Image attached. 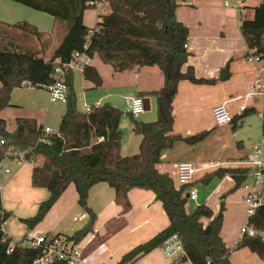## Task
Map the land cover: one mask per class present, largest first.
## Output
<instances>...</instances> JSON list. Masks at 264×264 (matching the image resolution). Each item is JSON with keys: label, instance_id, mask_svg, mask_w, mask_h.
<instances>
[{"label": "trees", "instance_id": "1", "mask_svg": "<svg viewBox=\"0 0 264 264\" xmlns=\"http://www.w3.org/2000/svg\"><path fill=\"white\" fill-rule=\"evenodd\" d=\"M15 1L51 14L57 20L66 21L68 30L47 59L32 49L0 48V110L11 106V94L16 88L32 86L49 89L58 79L56 67L70 62L76 52L89 56L98 53L103 61L117 70L132 65H158L164 75L163 86L150 93L156 97L157 120L143 122L134 119L133 130L143 138L140 151L133 155L123 156L121 153L120 121L123 111L110 103L91 104L89 112L79 110L71 71L64 76L67 88L66 112L58 132L46 135L45 126L36 119L25 117H19L15 130L9 131L7 121L0 116V161L12 149L25 152L26 161L34 163L33 186L49 191L48 198L40 203L34 215L20 218L27 231L33 230L43 221L68 186L74 184L78 203L88 215V221L84 227L67 236L76 243L81 242L94 230L97 219V214L88 202L89 191L96 183L107 182L127 209L131 207L128 194L132 188L152 190L169 218L168 226L125 253L122 261L139 260L163 247L171 236L176 235L185 253L173 264L188 261L191 264H231L232 249L221 234L224 202L218 212L206 202L200 203L194 211H189L187 192L197 180L179 184L169 172H162L157 166L163 152L173 148L177 142L195 145L210 134L209 130H203L182 135L173 128V101L179 82L216 81L197 78L192 67L182 70L190 54L187 50L189 28L176 19L179 0H109V13L101 15V21L94 28L84 23V12L92 7L91 0ZM12 27L25 28L26 32L28 30L42 36L34 26L25 22ZM240 29L248 49L254 54L264 55V0L255 8L254 18L244 19ZM229 74L230 70L226 66L221 70L219 79L226 80ZM83 75L97 86L102 83L100 74L91 65L83 67ZM251 113L254 111L248 109L233 121ZM251 171L249 165L220 166L206 173L201 181L210 183L215 177L229 175L234 180L232 190H235L243 186ZM11 214L5 209L0 192V264H34L42 256L43 247L30 245L26 236L14 241L6 230ZM248 224L264 230V205L248 218ZM242 247H249L264 260V242L259 237L243 236L236 244V248ZM50 264L68 263L55 260Z\"/></svg>", "mask_w": 264, "mask_h": 264}, {"label": "crops", "instance_id": "2", "mask_svg": "<svg viewBox=\"0 0 264 264\" xmlns=\"http://www.w3.org/2000/svg\"><path fill=\"white\" fill-rule=\"evenodd\" d=\"M178 3L179 5L175 11L176 19L189 28L187 50L190 54L182 70L186 71L189 67H192L197 78L216 80L213 83L193 82L191 80H181L179 82L178 91L173 101L175 113L173 128L176 133L190 135L198 131L200 125L196 121L201 117L199 115L201 111L207 108L212 113L215 105L223 101H228L229 109L232 113H236L237 102L231 99L244 94L258 77L264 76V69L261 70L260 67L246 60L249 49L240 29L244 19L254 18L255 8L261 3V0H246V9L242 13L226 7L224 0H179ZM109 11V2L105 5L104 10L99 5H93L85 10L84 23L89 28H94L101 21V15L107 14ZM23 22L34 26L37 31L42 33V36L34 38V46L37 43L38 45L33 48L38 51L36 53L44 56L46 59L59 46L68 30L66 21L57 20L51 14L36 10L15 0H0V26H5L8 29V27L12 28L14 24ZM0 37L4 43L2 45L3 48L18 49L21 48L20 46H23L27 49L25 43L20 45L14 43L13 37H11L8 31H0ZM86 65L95 67L102 79L101 85L97 86L93 81L84 77L83 69L71 71L74 79L76 78L77 82H81L83 89H85L86 105L110 103L122 110L123 115L120 121V128L122 130L121 153L123 156L138 153L143 136L133 130L134 119L150 122L155 121V117L141 118L138 116L134 118L128 111L127 98L140 95L144 99L149 100L145 111L156 108V97L150 93L159 90L164 84V75L160 67L158 65H132L124 70H117L110 63L103 61L98 53L90 56V61ZM226 66H228L230 74L226 80H220L221 70ZM76 72H79V76H76ZM1 84L0 81V86ZM211 85L214 86L212 87L215 89L214 92L218 93L216 98L206 106L198 103L208 91L213 90L210 89ZM23 88L25 87L14 89L11 94V106L0 110V116L7 121L9 131L15 130L16 120L19 117L29 118L26 116H30L27 114L26 116H17L23 114V112L14 109L11 111L10 108L21 106V104L28 105L32 101L34 103L33 107L37 109L38 107H44L43 113L48 117L55 104L65 103L62 100H53L49 89L43 88L42 90H35L31 88L30 90L23 91ZM123 101L127 110L122 108ZM82 111H86V109ZM65 112L66 107L58 110L59 125ZM9 115L17 116L14 118V124L9 125ZM240 120L237 119L231 124L236 126ZM38 123L45 126L42 122L38 121ZM250 147L244 156L234 157L232 160L211 161L210 159H206L198 151L193 153V145L177 142L173 148L163 152L161 162L157 166L160 171L169 172L175 182H178L177 164L183 160L191 161L196 168L195 179L198 180L206 173L220 166L248 165L247 155L250 152ZM5 159L15 160L16 157L9 152L0 161L3 166V169L0 170L5 175L0 177L4 179V183L2 184L3 189L1 190L4 207L8 210L4 202V197H7L6 195H9L17 189H25L26 194L24 200L34 198V209L33 212L31 210L27 214H21L20 218L29 217V215L32 216L35 211L37 212L40 203L48 198L49 191L43 187L33 186L32 171L34 163L28 165L30 162H18L15 160L20 164L17 163L14 170H12L10 168H4L3 161ZM27 165L28 167L24 169ZM6 169H9V171H6ZM215 179L218 181L212 193L215 191L221 193L225 189L233 188L234 180L231 176L227 175L224 178L215 177L211 182L214 183ZM228 181H231L232 186L224 188L223 185ZM194 186L196 187V184ZM128 196L131 207L127 209L123 201L117 199L115 189L107 182H99L92 186L89 191L88 202L97 214V219L94 224V230L80 242L85 249V255H90V258H96L98 256L101 260L110 259L116 262L111 255H109L110 257L107 256L106 251L102 252L101 248L108 245L106 239L112 236L116 230L124 233L126 229L130 228L132 239L123 247V249L126 248L123 253H127L129 249L131 250L136 245L147 241L168 226L169 218L167 213L162 202L157 200L152 190L132 188ZM84 214L86 213L78 203L77 189L74 184H70L41 223L48 226L46 228L47 234H53V231H57L58 234L72 235L75 232L73 224L82 223L81 226L84 227L87 223V214L83 220L74 222L76 216H82ZM137 217L141 219L140 224L134 225ZM246 217V222L244 223L248 222L249 217ZM6 230L13 238H19L22 235V237H30L44 234L41 229L38 230L39 234L37 235L35 232L36 229L27 231L25 234H23L24 230L18 232L12 230L10 232L7 224ZM67 230L74 232L72 234H66L65 232ZM221 234L223 236V230ZM158 249L160 248L141 257L139 262L144 260L145 263L142 264H173L174 259L170 261L168 259L169 257L164 253V250L163 253L166 258L158 257L156 254V250ZM236 249L238 248L235 247L234 250ZM239 249L243 252V261L234 259V257L232 259V254L236 252L233 251L230 255L231 264H234L233 260H236L237 264H264L263 258L256 252H253L249 247ZM186 263L191 264L189 261Z\"/></svg>", "mask_w": 264, "mask_h": 264}, {"label": "rangeland", "instance_id": "3", "mask_svg": "<svg viewBox=\"0 0 264 264\" xmlns=\"http://www.w3.org/2000/svg\"><path fill=\"white\" fill-rule=\"evenodd\" d=\"M95 8V7H94ZM0 31H8L11 34V37H13L14 43L20 45L22 43H25V46L27 49L23 46H20L21 48H18V50L22 51H28L29 49L36 50L33 47L35 45V39L37 38V35L33 32L30 33L28 30L27 32L24 31L25 28H19V27H8V29L5 26H0ZM2 45H4L3 41L0 37V48H3ZM31 46V48H29ZM16 49V48H15ZM76 76H79V72H76ZM23 91L30 90L31 88H34L35 90H42L43 88H37L32 86H24ZM214 86L211 85L210 89H213L212 91H208L203 97L202 102L199 101L198 103L204 104L206 106L207 104H210L212 100H214L218 93L214 92ZM74 88L77 95V107L81 110L86 109V96H85V89H83V86L81 82H77V79H74ZM209 89V88H208ZM209 89V90H210ZM31 103V105H30ZM30 103L27 104H21V106H16L12 109L22 111L23 114H19L17 116H26L29 118L37 119L39 122H42L45 126H50L53 131L58 132V120H59V113L58 110H62L66 107V103H57L54 105L53 110L49 113V116L46 117L45 113H43L44 107H33L34 103L30 101ZM89 103V101H88ZM156 108H151L148 111H144L139 116L142 118H148V117H155V120L158 118V110L157 106ZM122 108L127 110L126 105L123 101ZM182 108V106H181ZM201 116L196 122L200 126L198 127V131H196L193 134L199 133L203 130H209L210 134L200 143L193 145V153L198 151L199 153H202L206 159H210L211 161H219V160H232L234 157L238 156H244L247 153V150L250 146H252L253 143L260 140L262 135V126H263V119L260 115L257 113H251L250 115L244 117L241 119L236 126H233V124L225 125L222 127H216L214 125V120L212 117V113L210 109L205 108L203 111L199 113ZM16 115H9V125L14 124V118L17 117ZM154 121V120H153ZM183 135V134H182ZM191 135V134H190ZM242 144V145H241ZM192 151V150H191ZM249 153V152H248ZM17 160V159H15ZM5 159L3 161L4 168H10L14 170V167L17 165V161ZM13 161V162H12ZM30 162L28 165L33 164L32 161H26ZM20 164V163H18ZM22 165V164H21ZM25 166V168L28 167ZM0 170V177L5 176L3 172ZM177 181V180H176ZM217 179H215V182L205 183L201 181V178H199L196 182V188L198 192V199L197 200H190L188 202V209L189 211H194L195 208L202 202H206L209 204L213 209H215L216 212L220 211L221 204L224 202L225 209H224V220H223V237L230 246V248L233 251H236L234 254H232V259H240L243 261V252H241V249H236V238L239 235L240 228L244 222H246V209H247V203L245 202V194L247 193V190H245L244 186L238 187L235 190L231 189H225L221 193H218L215 191L212 193L216 183ZM4 183V179L0 178V184ZM227 186H232L231 181H228L223 185L224 188ZM234 186V183H233ZM26 191L25 189H17L14 192L10 193L9 195H6L7 197H4V202L8 207V211L12 212L11 217L7 220L8 229L10 232L13 230L14 232L22 231L24 230L23 234L27 232V227L24 222L20 220L21 214H27L29 212H33L34 209V198H28L24 200ZM211 194V195H210ZM210 195V196H209ZM36 213V211H35ZM34 213V214H35ZM30 216V215H29ZM140 217H137L135 220L134 225L140 224ZM42 222V221H41ZM40 222V223H41ZM129 222V220H128ZM38 224L34 229H36V235L39 234L38 230H42L44 234H47L46 228H48L47 225ZM82 223H75L73 224V227L75 228L74 231L77 229H80L82 226ZM129 225V223H128ZM142 230V229H141ZM140 230V231H141ZM74 231L67 230L66 234H72ZM53 234H58L57 231H53ZM23 236V235H22ZM14 237L15 240L22 239L23 237ZM132 239V235L130 234V228L126 229L125 232H121L120 230H116L112 236H110L107 240L108 245L106 247H101L102 252L106 251V254L108 257L111 255L113 257L114 261H120L123 257L124 250L123 247L126 246V243L129 242V240ZM132 248V247H131ZM123 250V251H122ZM130 250V249H129ZM128 250V251H129ZM156 254L158 257L166 258L163 253V248L160 247V249L156 250ZM259 255V254H258ZM169 260H177L180 256H168ZM106 258V257H105ZM99 259L98 256L96 258H90V262L96 263ZM173 261V262H174ZM234 264H237L236 260H233ZM140 264L145 263L144 260L142 262H139ZM181 264H187L186 262H183Z\"/></svg>", "mask_w": 264, "mask_h": 264}, {"label": "built area", "instance_id": "4", "mask_svg": "<svg viewBox=\"0 0 264 264\" xmlns=\"http://www.w3.org/2000/svg\"><path fill=\"white\" fill-rule=\"evenodd\" d=\"M109 0H91L90 4L99 5L102 10L105 9V5ZM246 0H224L226 7L237 10L238 12H244L246 9ZM246 60L249 63L264 69V55L254 54L251 50H248ZM90 61V56L86 53L76 52L73 55V59L70 62L60 64L56 67L57 81L54 85L49 87L51 97L53 100L65 101L66 97V85L64 83V76L66 72L75 71L76 69H83V67ZM260 70V71H261ZM231 100L237 102L236 113H232L228 107V101H223L215 105L212 109V115L215 126H225L233 122L236 116L242 115V113L248 109H252L254 113L260 115L264 124V76H260L254 81L248 90ZM128 111L134 118H137L146 110L145 100L140 95H135L127 98ZM90 105L86 106V111L89 112ZM54 131L50 127H45V134H53ZM18 162L26 161V154L20 150H10ZM247 163L252 167V171L248 179L244 182V189L247 190L245 194V202L247 203L246 214L248 217L254 214L255 210L264 205V133L262 132L259 141L252 144L250 152L247 155ZM0 169H3L0 163ZM9 171V169H6ZM196 168L191 161L183 160L177 164V179L179 184H186L194 181ZM3 189V185L0 184V192ZM190 200L198 199V192L195 186H191L188 189ZM86 214L82 216H76L74 222L83 220ZM259 237L264 242V230H259L254 226L247 223H243L239 236L237 237L236 244L243 238V236ZM28 243L34 247L42 246L43 254L41 257L35 260L34 264H50L55 260L66 261L68 264H140L139 260L133 261H116L113 262L110 259L99 260L96 263L90 262V255H85V249L81 243L69 239L65 234L60 235H37L30 236ZM164 253L167 256H180L185 253L181 240L176 236H171L162 247Z\"/></svg>", "mask_w": 264, "mask_h": 264}, {"label": "water", "instance_id": "5", "mask_svg": "<svg viewBox=\"0 0 264 264\" xmlns=\"http://www.w3.org/2000/svg\"><path fill=\"white\" fill-rule=\"evenodd\" d=\"M145 100V105H146V109H147V104L149 103L148 99H144ZM187 197H189V194H187Z\"/></svg>", "mask_w": 264, "mask_h": 264}]
</instances>
